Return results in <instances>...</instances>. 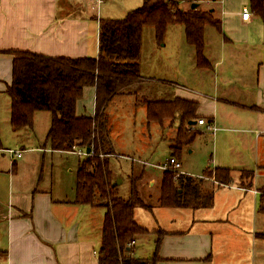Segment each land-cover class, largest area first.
<instances>
[{"label": "crops", "instance_id": "obj_1", "mask_svg": "<svg viewBox=\"0 0 264 264\" xmlns=\"http://www.w3.org/2000/svg\"><path fill=\"white\" fill-rule=\"evenodd\" d=\"M110 1L0 0V264H98L106 211L75 203L76 172L85 157L77 154L78 150L54 151L47 145L48 112L35 114L32 129L14 132L6 90L12 82L14 52L49 58H98L100 20L122 19L114 16L117 9L110 10ZM125 1L129 4L126 15L143 4L142 0ZM204 3L221 25L220 29L207 26L215 30L208 39L207 27L204 30V56L209 67L197 68L195 60L192 77L198 78L196 92L186 90H194L185 84L190 72L183 75L180 71L181 85L167 83L169 88H151L148 95L155 100L195 101L197 119L216 128L211 132L196 126L199 134L183 149L180 159L186 175L200 176L195 174L207 170L213 174L203 183L212 201L207 208L164 209L157 202L144 210L157 212L155 230L166 232L158 264H264V239L258 237L264 234V214L259 213L264 188V19L249 10V0ZM191 5L182 2L180 7L186 10ZM244 10L251 14L248 21L242 19ZM88 89L93 90L94 104L88 98L80 100L77 116H94L95 90L86 88L84 94ZM42 113H48L49 118ZM178 125L168 124L174 135L159 140L168 159ZM8 150L21 155L11 158ZM203 153L206 157L201 161ZM168 159L149 162L160 171L159 179L155 173L145 176L142 170L149 190L160 187L164 171L159 167ZM131 165L128 178L134 175L133 162ZM217 168L232 170L229 185L214 181ZM242 171L254 172L253 188H241ZM145 194L150 197L151 193L145 190ZM142 239L149 253L137 257L142 249L137 243ZM156 241L154 232L138 237L130 246V256L153 257Z\"/></svg>", "mask_w": 264, "mask_h": 264}, {"label": "trees", "instance_id": "obj_2", "mask_svg": "<svg viewBox=\"0 0 264 264\" xmlns=\"http://www.w3.org/2000/svg\"><path fill=\"white\" fill-rule=\"evenodd\" d=\"M200 0H144L141 7L131 10L122 19L100 20L98 58H49L37 54L14 52L12 82L6 94L10 98V125L14 132L32 129L38 112L51 114V126L46 137L47 145L54 151L90 149L76 172L75 203L103 208L101 245L98 264H158L163 230H150L136 219L138 208L151 209L138 189L141 177L131 176L130 193L122 198L114 185L115 178L108 157H115L110 127L104 114L107 103L129 87L139 83V59L142 32L153 27L161 40L171 25H182L186 41L195 50L197 68H207L204 56V30L207 26L220 29L221 22L215 13L200 7L181 9L182 2L198 3ZM217 2L218 0H211ZM249 10L264 19V0H249ZM95 90L94 116H77V103L83 99L84 90ZM136 105L146 109L147 122L173 126L179 124L170 150L180 162L183 149L198 136L199 131L189 125L198 121V104L181 98L171 101L155 100L148 94H136ZM0 149L2 142L0 138ZM213 174L207 170L203 178L182 175L176 180L174 173L165 171L159 187L158 205L164 209L207 208L211 194L203 186ZM214 181L229 185L232 170L217 168ZM254 172H240V186L251 189ZM259 213L264 214V188L260 191ZM157 233L153 257L138 259L130 256L135 240ZM264 239V234L258 235Z\"/></svg>", "mask_w": 264, "mask_h": 264}, {"label": "rangeland", "instance_id": "obj_3", "mask_svg": "<svg viewBox=\"0 0 264 264\" xmlns=\"http://www.w3.org/2000/svg\"><path fill=\"white\" fill-rule=\"evenodd\" d=\"M106 3L107 0H103V4ZM141 3H143V0ZM103 4L101 7L102 9L105 8ZM109 5L112 12L114 9H117V14L114 16L119 18H123L126 15L127 9H129V4H127L125 0H111ZM199 7L208 9L204 0L199 3ZM102 13L106 15L105 12ZM214 31V28L207 27L206 38L208 39ZM195 56L194 48L186 41L185 29L182 25L169 26L161 40L157 38L153 27H145L143 29L142 48L139 59L140 81L135 85L136 88H127L123 93L109 101L104 108V114L111 130L110 139L115 153L119 156H109L108 160L115 178L114 185H117L121 197H129L130 178H128V176L131 174L127 171L132 162L135 169L134 177H141V172L144 170L145 176L149 173H155L156 179L160 178V171L154 170L152 166L149 165V162L162 163L168 159V152L159 140L161 136H165L169 139L170 136L174 135L173 131L167 127L168 122H166L164 128H161L158 124H149L147 122L146 109L136 105V94L147 95L151 88L160 91L162 88H169L166 85L171 83H179V85H181V79L180 76H178L180 71L183 72V75H187L190 72L191 75H187L190 78L185 84L187 87L194 90H186L194 94L197 87H199L198 78L192 77V74L196 72L194 67ZM186 90L184 89V91ZM93 94V90L88 89L82 101L84 102L88 98L90 104H94ZM151 94L153 95V93ZM42 115L45 116V118L46 116L49 118L48 113H42ZM42 122L43 120L40 123V127L43 126ZM205 157L206 153H203L199 159L202 161ZM138 159H142L143 161ZM145 179L146 178H144V180ZM144 180L141 179L138 181V189L145 202L150 206H155L158 201L159 184L155 190H149L150 188L146 187ZM145 190L149 192V194L151 193L150 197L148 194H145ZM136 215L140 225L150 230L156 229L154 221L156 219L159 221L157 212L137 209ZM163 228L167 229V226L165 225ZM139 245L142 246V249L140 250L141 252L136 253L137 257H141V255L145 256L146 253H149V247L147 248V243L144 239L137 243V247Z\"/></svg>", "mask_w": 264, "mask_h": 264}, {"label": "built area", "instance_id": "obj_4", "mask_svg": "<svg viewBox=\"0 0 264 264\" xmlns=\"http://www.w3.org/2000/svg\"><path fill=\"white\" fill-rule=\"evenodd\" d=\"M98 3H102L103 0H97ZM251 14L249 12V10H244V12L242 13V19L244 21H248L249 18H250ZM196 126H204L206 127V129L208 131H211V132H215L216 131V128L214 126H212L211 124H209L205 119H199L197 121V124ZM196 126H192V128H196ZM7 153H9L11 155V158L13 157H19L21 155V152L19 151H14V150H8ZM77 154L81 155V156H90V154H87L85 150H78L77 151ZM162 171H169V172H172L174 173V179L176 180L177 178H179L180 176L182 175H186L182 169H181V163L179 161H177L175 158L173 157H170L166 163L163 165V166H160L159 167ZM196 177H199V178H203L202 175L200 176H196Z\"/></svg>", "mask_w": 264, "mask_h": 264}, {"label": "water", "instance_id": "obj_5", "mask_svg": "<svg viewBox=\"0 0 264 264\" xmlns=\"http://www.w3.org/2000/svg\"><path fill=\"white\" fill-rule=\"evenodd\" d=\"M198 7H199V4H198V3H193V4L191 5V9H196V8H198ZM195 123H196V122H190L189 125H190V126H196ZM86 153H87V154H90V153H91V150H90V149H87V150H86Z\"/></svg>", "mask_w": 264, "mask_h": 264}]
</instances>
